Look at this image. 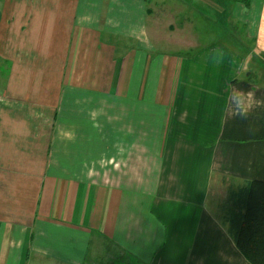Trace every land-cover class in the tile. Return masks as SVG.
<instances>
[{
  "label": "crops",
  "instance_id": "crops-1",
  "mask_svg": "<svg viewBox=\"0 0 264 264\" xmlns=\"http://www.w3.org/2000/svg\"><path fill=\"white\" fill-rule=\"evenodd\" d=\"M184 1L190 6L186 7L183 0L1 1L0 65L6 73L0 92V264H249L220 222L208 213L206 203L214 175L232 174L242 183L264 181V142L257 138L253 143L234 141L238 132L232 124L236 121L232 112L228 118L226 113L220 118L221 111L215 106L200 107L231 94L232 89L225 88L224 81L221 84L218 78H211L212 91L204 102L190 100L189 89L179 91L178 100L183 104L180 111L173 108V120L169 116L172 127L167 129L164 148L168 154L161 161L163 166L155 159L147 167L149 175L158 172L160 180H149L147 189L140 187L124 193L93 185L89 191L80 185L75 193L68 188L53 198V189L59 192L58 184L67 181L63 176L81 178L80 173L92 167L97 153L100 162H116L118 169L111 174L117 179L122 174L136 179L140 174L136 168L139 158L130 159L137 149L129 142L116 139L109 146L110 140L102 141L98 150L97 139L94 145L87 144L81 136L68 133L62 145L61 137L53 138L58 126L54 121L48 126V122L61 108L62 93L67 98V90L81 87L93 92L92 89L102 90L99 83H111L110 90L114 91L124 81L128 83L133 71L126 68L132 57L124 55V49H118L117 39L111 36L145 37L146 17L157 19L170 3L200 9L201 1ZM236 3L245 12L250 11V4L246 7L244 0ZM260 3L255 49L264 53V0ZM101 35L105 36L103 41ZM70 93L69 100L81 103L84 95L79 90ZM134 93L144 99L140 91ZM148 96L155 104L156 92ZM262 104L258 115L263 114V99ZM157 106L149 107L151 114H155ZM29 116H44L48 122ZM128 116L127 123L131 124L125 125L140 133L139 109L133 108ZM259 118L244 123L248 131L255 128V123L264 128ZM221 121H225L226 130L220 133ZM219 133L223 137L220 141ZM115 134L119 135V130ZM74 137L77 140L73 141ZM119 147L124 150L121 156ZM59 154L67 156V169L59 168ZM75 182L70 180L68 185L74 187ZM28 190L31 200L23 201L20 194L26 195ZM80 190L79 205H75ZM39 192L45 200L37 203L35 196ZM141 194L159 197L154 206L141 202L143 219H117L118 213L110 214V207L103 209L99 204L118 201L120 205V196L132 199ZM56 204L63 210L66 205L63 216H69V224L75 214L74 226L82 231L67 228L64 223L32 218L36 205L42 218L55 213ZM125 209L134 211L136 207L131 201Z\"/></svg>",
  "mask_w": 264,
  "mask_h": 264
},
{
  "label": "rangeland",
  "instance_id": "rangeland-1",
  "mask_svg": "<svg viewBox=\"0 0 264 264\" xmlns=\"http://www.w3.org/2000/svg\"><path fill=\"white\" fill-rule=\"evenodd\" d=\"M199 1H201L199 10L194 5L193 9L189 10L183 5L182 7H175V3H170L168 6H164L166 12L161 11L160 17L157 19L153 20L146 17L147 35L145 37L142 34H136L130 38L111 36V38L117 39L118 49H124V55L129 54L132 57V63L127 66L126 70L128 72L129 70L133 71V74L131 73L128 83L124 81L121 84V88L112 91L110 90L111 83H99L98 85L102 84V90L92 89L93 92L81 87H79L80 89L78 87L72 88L70 91L75 89V92H78L79 90L84 95L81 103L76 104L74 100H69L71 93L67 90L69 94L66 98V94L63 95L62 93L61 108L53 116L52 121L48 122L44 116H29L43 123L48 122V126L54 121L56 128L58 126L59 129L53 131V138L61 137L62 145L66 144V135L70 133L81 136L87 144L94 145L97 139L96 148L98 150H101L102 141L110 140L108 143L110 146L115 143L116 139L120 142H129L134 145L132 148L137 149L134 151V156H130L131 160L139 158L140 165H136V168L140 170V174L138 173L136 179L125 174L121 175V179H117L114 174H111L112 171L118 169L116 162L111 160L109 163L100 162V156L97 153L92 167L88 168L86 173H80L81 178H66L61 175L67 181L62 182L61 185L58 184L59 192L53 189V198L60 197L68 188L75 193L80 185L88 188L89 191L93 185L97 189L104 186L123 190L121 193H124L131 189L138 190L140 187L147 189L149 180L150 182L160 180L161 176L158 179L159 173L149 175L147 167L155 159L161 162L164 156L168 154L164 144L168 138L167 129L172 127L171 123L168 124L169 116L171 115L170 118L173 120L175 117L173 108L175 107L176 110L179 108L178 111H180L179 106L183 104V101L178 100L179 91L189 89L190 100L204 102L212 91L213 85L209 86L212 77L222 80L221 84L224 81L225 88L232 89L231 94L229 92V95H225L223 99L217 102L210 100V103L204 102L200 107H204L206 104H208V108L215 106L218 111L219 109L221 111L220 118L225 113V118H228L232 112L231 115L236 120L232 124L238 132V135L233 137L234 141L242 140L253 143L257 138L256 141L264 142V128L260 127L261 124L255 123L256 129L252 128L251 131H248L244 124L258 116L260 117L259 120L264 122V109L263 114L258 115L260 113L259 108L263 107L262 99L264 100V53L255 49V30L261 0H244L248 4L246 7L250 4L249 12H245L243 7L240 9L239 3H236L237 0ZM183 2L186 7L190 6L189 2L184 0ZM147 5H151V3ZM104 38L105 36L101 35L100 40L103 41ZM137 42L140 47L136 46ZM5 73V69L0 65V92L2 91L3 74ZM140 75H144V79L142 77L139 79ZM241 84L244 87L240 86ZM201 85L204 87L201 88ZM67 87L71 88V85L68 84ZM138 91H140V95H144V99H138L135 96L134 92ZM154 91L156 92L155 104L158 106L154 108L155 114L153 115L150 113L152 109L149 107L155 104L152 97L148 95ZM220 93H223V88ZM135 107L139 109L142 119L140 120V133H137L135 128L125 125L131 124L127 123L130 122L128 114ZM162 108L165 109L164 112ZM143 114H147V117ZM220 125L221 130L219 132L221 133L226 130L224 128L226 127L225 121H221ZM249 126L252 125L249 124ZM116 130H119V135L115 134ZM204 133L208 132L205 131ZM220 133L217 139L219 141L223 138ZM214 134L218 135L217 133ZM74 140H77L76 137ZM181 140L185 141V139ZM60 150H66V148H60ZM119 150L118 156H121L123 148L119 147ZM171 152L172 149L169 153L171 154ZM58 156L61 165L59 168L67 169L68 162L65 160L67 156L60 154ZM49 162L50 160L47 163ZM161 165L163 166L162 162ZM161 174L163 176V173ZM101 175H103V179L100 178ZM235 177L232 174L221 173L212 176L210 179L206 208L208 213L220 222V225V219L216 218L217 206L226 198V188L229 184L242 183ZM70 180L77 182H75L74 187L68 185ZM20 195L23 201H30L32 197L30 190L26 195L24 192ZM80 195H82L81 190L74 200L75 205H79L78 197ZM129 197L131 196H120V205L118 201L99 204L103 209L110 207V214L118 213L117 219L122 217L143 219L145 217L139 210L141 202L144 205L154 206L159 199L158 196L150 198L149 194H141L132 199ZM40 199L45 200L41 192L35 196L37 203ZM49 201L51 203L52 199ZM131 201L136 207L134 211L125 209L126 204ZM37 205L34 216H32L33 219L64 223L68 225L67 228L73 229L75 227L74 230L82 231L74 226L75 214L74 217L71 216L70 218L71 225L68 222L69 216H63V213L67 211L66 205L63 210V206L56 204L53 207L55 213L45 214L42 218L39 216Z\"/></svg>",
  "mask_w": 264,
  "mask_h": 264
},
{
  "label": "trees",
  "instance_id": "trees-1",
  "mask_svg": "<svg viewBox=\"0 0 264 264\" xmlns=\"http://www.w3.org/2000/svg\"><path fill=\"white\" fill-rule=\"evenodd\" d=\"M217 209L237 251L249 264H264V181L229 184Z\"/></svg>",
  "mask_w": 264,
  "mask_h": 264
},
{
  "label": "bare ground",
  "instance_id": "bare-ground-1",
  "mask_svg": "<svg viewBox=\"0 0 264 264\" xmlns=\"http://www.w3.org/2000/svg\"><path fill=\"white\" fill-rule=\"evenodd\" d=\"M251 27H252V25H251Z\"/></svg>",
  "mask_w": 264,
  "mask_h": 264
}]
</instances>
